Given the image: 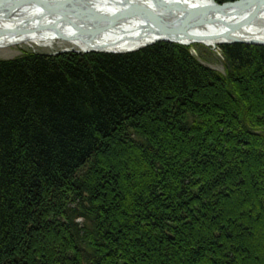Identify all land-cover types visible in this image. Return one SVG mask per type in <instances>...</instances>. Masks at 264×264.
I'll list each match as a JSON object with an SVG mask.
<instances>
[{"label":"trees","instance_id":"obj_1","mask_svg":"<svg viewBox=\"0 0 264 264\" xmlns=\"http://www.w3.org/2000/svg\"><path fill=\"white\" fill-rule=\"evenodd\" d=\"M219 48L0 58V264H264V45Z\"/></svg>","mask_w":264,"mask_h":264},{"label":"water","instance_id":"obj_2","mask_svg":"<svg viewBox=\"0 0 264 264\" xmlns=\"http://www.w3.org/2000/svg\"><path fill=\"white\" fill-rule=\"evenodd\" d=\"M11 1L0 0V20L6 23L14 18V13L18 12L22 3H32V0H18L15 4H8ZM33 1L41 5L39 0ZM44 1L43 5H47V7L31 15L32 17L25 18L24 22L14 23L11 27H0V37L34 30L52 32L60 40L79 39L90 43L106 30L115 29L122 22L139 18L138 20L143 21L158 35L140 47L160 41L182 44L180 39L199 43L206 39L219 38H223V41L219 43L264 44V41L250 39L244 41L236 36L239 32L237 30L255 21L260 10L264 8V0H234L223 3L207 0L196 6L180 0H143L138 2L125 0L120 1L121 6L113 12L88 6L84 0ZM249 10L248 16L241 17ZM225 17L240 19L233 21L232 18L227 20ZM24 25H28V27H23ZM211 25L224 26L228 31L207 35L195 32ZM87 51L127 52L132 50L118 51L93 46Z\"/></svg>","mask_w":264,"mask_h":264},{"label":"bare ground","instance_id":"obj_3","mask_svg":"<svg viewBox=\"0 0 264 264\" xmlns=\"http://www.w3.org/2000/svg\"><path fill=\"white\" fill-rule=\"evenodd\" d=\"M21 1V0H20ZM41 2V5L35 1L32 0V3H22L21 8L18 10V12L14 13V18L6 23L0 20V27H11L14 25V23L19 24L21 22H24L25 18L32 17L31 15H34L39 10H43L47 7V5H43L45 3L44 0H39ZM55 1V0H51ZM120 1L125 0H84V2L91 7H94L96 9H101L108 12L116 11L117 8L121 6ZM128 2H138L143 0H127ZM185 1L187 4L190 5H199L203 4L207 0H180ZM18 0H12L8 4H15ZM185 4V6H187ZM261 12L258 13L257 18L255 21L249 25L241 27L237 35L242 40H253V41H264V8L260 10ZM250 10L247 11L245 14H242L243 16H248ZM227 20H237L233 17H225ZM131 19L126 22H122L118 25V27L110 28L106 30L103 34L99 35L97 38H95L92 42L87 43L85 41L79 40V39H70L67 40L70 44H72L77 50L79 51H86L90 49L91 47H101L104 49H114L118 51H126V50H134L140 47L141 45L150 42L154 38L158 37L154 31L151 30V28L144 24L143 21L138 20L139 18ZM115 25V26H117ZM23 27H28L23 26ZM60 28H62L60 26ZM29 32L26 33H16V34H8L6 36L0 37V46L4 44V46L12 45V44H26L27 46L33 47V46H39V47H53L54 44L60 42V39H58L52 32L49 31H34V30H28ZM223 31H228V29L224 26H218V25H211L202 28L199 31H195L196 33H203V34H218ZM161 37V35H159ZM223 38L219 39H206L203 40L204 45H208L210 47H217L219 45L220 41ZM62 41V40H61ZM180 42H183L182 45H190L193 46L192 42H187L185 39H180ZM186 43V44H185Z\"/></svg>","mask_w":264,"mask_h":264},{"label":"rangeland","instance_id":"obj_4","mask_svg":"<svg viewBox=\"0 0 264 264\" xmlns=\"http://www.w3.org/2000/svg\"><path fill=\"white\" fill-rule=\"evenodd\" d=\"M198 51L193 52L200 57L201 53V61L204 65L210 67L211 69H215L219 72H224V66L222 64V58L219 54V49L217 47H210L208 45L200 44ZM41 52V53H49L55 54L59 52H77V50L72 44L67 41H60L53 45V47H39V46H27L26 44H13L8 46L0 47V58H13L14 56L21 55L24 52ZM82 51H80L81 53ZM77 221H81L82 219L76 218Z\"/></svg>","mask_w":264,"mask_h":264}]
</instances>
